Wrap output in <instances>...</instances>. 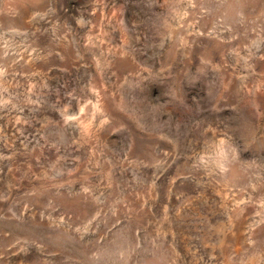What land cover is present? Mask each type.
Wrapping results in <instances>:
<instances>
[{"label":"rangeland","instance_id":"obj_1","mask_svg":"<svg viewBox=\"0 0 264 264\" xmlns=\"http://www.w3.org/2000/svg\"><path fill=\"white\" fill-rule=\"evenodd\" d=\"M0 264H264V0H0Z\"/></svg>","mask_w":264,"mask_h":264}]
</instances>
